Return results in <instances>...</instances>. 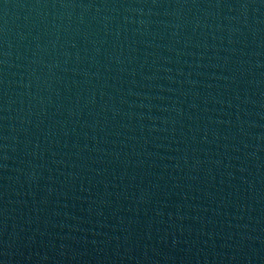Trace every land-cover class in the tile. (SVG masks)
<instances>
[{"label":"water","instance_id":"95a60500","mask_svg":"<svg viewBox=\"0 0 264 264\" xmlns=\"http://www.w3.org/2000/svg\"><path fill=\"white\" fill-rule=\"evenodd\" d=\"M0 264H264V0H0Z\"/></svg>","mask_w":264,"mask_h":264}]
</instances>
